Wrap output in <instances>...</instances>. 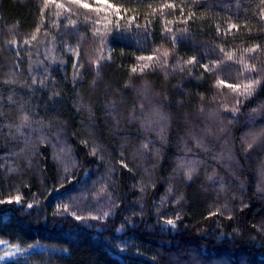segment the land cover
<instances>
[{
	"label": "trees",
	"instance_id": "trees-1",
	"mask_svg": "<svg viewBox=\"0 0 264 264\" xmlns=\"http://www.w3.org/2000/svg\"><path fill=\"white\" fill-rule=\"evenodd\" d=\"M16 195L0 241L31 250L0 264H264V0H0Z\"/></svg>",
	"mask_w": 264,
	"mask_h": 264
},
{
	"label": "snow or ice",
	"instance_id": "snow-or-ice-1",
	"mask_svg": "<svg viewBox=\"0 0 264 264\" xmlns=\"http://www.w3.org/2000/svg\"><path fill=\"white\" fill-rule=\"evenodd\" d=\"M73 2L79 4L81 2V0H73ZM105 2H106V0H105ZM47 6H48V0H45V7H47ZM82 6L84 8H88L89 7V5L87 3H84ZM107 6L110 7V8L112 7V5H107ZM57 7H63V5H57ZM165 7H174V5H165ZM100 10H101L100 8H97L96 9L97 12H99ZM116 11L118 13L119 12V9H117ZM153 11H155V9H153ZM181 12H183V9H181ZM191 15L192 14L189 15V18H191ZM72 23L74 24L75 22L72 21ZM233 28H238V26L235 25V24H230L229 25V31L231 29H233ZM36 31L37 32L40 31L39 27L36 29ZM168 31H171V30L169 29ZM32 39L35 40L36 39V36L33 35L32 36ZM173 42L175 43V37H173ZM13 43H15V42L13 41ZM24 43L27 44L28 41H24ZM258 47H259L258 45L257 46H253L252 48L245 49V51L246 52H255V51H257V48ZM222 51H223V49H222ZM163 55L165 57L168 56L167 50L164 51ZM227 58L228 59H233V55L232 54H228V57ZM138 59L139 60H148V61H151L153 59V57L152 56H148V57L141 56V57H138ZM194 62H195V57H192L188 61H186V63H189V64L194 63ZM240 62L243 63V59L242 58H241V61ZM148 66H149L148 64H145L143 67H148ZM217 66H218V62H213L211 68L209 67L208 64L201 65V67H203L205 69V71H211L213 68H216ZM74 67H76L75 64H74ZM244 69L246 71H248V72H255V71H257V68H256L255 65L244 64ZM141 70H143V69H141ZM132 71L135 72L136 71V68H133ZM36 82L37 81L33 80V83H36ZM223 84H224V81H221V80H218L217 81V85L218 86L223 85ZM259 84H260V80L259 79H251V80L248 81V83L244 84L242 87L239 84H236V85H228V87L232 88L233 91L237 92L238 96H242L245 99H247L249 96L252 95V93L255 91L256 86H258ZM239 103H240V100L237 99V105ZM236 110H237L236 107H233L231 109V111H233V112H235ZM29 125H30L29 117L27 115H25V116L22 117V123L19 124V125H16V129H17V131H20L21 128L28 127ZM198 146H201L202 147L203 145L198 141ZM147 147H148V145L145 144L144 145V148H147ZM248 147L251 148L252 147V144L249 143L248 144ZM93 154H95V150L93 151ZM121 163L123 164V162H121ZM123 167L127 168V165L126 164H123ZM181 167H187L188 168V172L186 174H187L188 179H191V172L193 170L191 164H189V165L181 164ZM20 200H21V197L19 195H16L14 197H9L7 199V201H5L3 199H0V204L5 203V202L12 203L13 201H15L16 203L19 204L20 203ZM28 207L31 208L32 205L31 204H28ZM65 211H67V206H65ZM216 214L217 213H211L210 215H216ZM71 215H73L76 220H81L82 219L81 216H79V215H77L75 213H71ZM104 215L107 216L108 213H104ZM230 218L231 217H229V219ZM92 219H99V217H95L94 216V217H92ZM176 219H180V216L177 215ZM165 223L168 224V225H171L173 227L175 226V220L174 219H167V220H165ZM0 243H3V242H0Z\"/></svg>",
	"mask_w": 264,
	"mask_h": 264
},
{
	"label": "rangeland",
	"instance_id": "rangeland-1",
	"mask_svg": "<svg viewBox=\"0 0 264 264\" xmlns=\"http://www.w3.org/2000/svg\"><path fill=\"white\" fill-rule=\"evenodd\" d=\"M3 242V241H0ZM31 249L19 248L9 242L0 243V261H9L11 258L20 257L28 254Z\"/></svg>",
	"mask_w": 264,
	"mask_h": 264
}]
</instances>
